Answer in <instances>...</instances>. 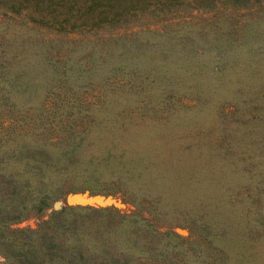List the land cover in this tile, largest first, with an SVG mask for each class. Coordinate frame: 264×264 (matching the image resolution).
Masks as SVG:
<instances>
[{"label":"rangeland","instance_id":"1","mask_svg":"<svg viewBox=\"0 0 264 264\" xmlns=\"http://www.w3.org/2000/svg\"><path fill=\"white\" fill-rule=\"evenodd\" d=\"M24 162L49 203L11 226L115 208L78 210L76 264H264V0H0L1 170Z\"/></svg>","mask_w":264,"mask_h":264},{"label":"trees","instance_id":"2","mask_svg":"<svg viewBox=\"0 0 264 264\" xmlns=\"http://www.w3.org/2000/svg\"><path fill=\"white\" fill-rule=\"evenodd\" d=\"M24 163L23 167L13 171L9 168L1 170L5 166H0V251L9 264H76L75 258L83 257L84 238L81 233L85 223V213L78 210L92 207L68 206L52 211L35 228L11 226L25 214V208L31 207L38 212L49 203L46 189L43 187L37 188V193L29 199L21 193L30 184V180L34 183L38 178L37 173L41 167L37 162L28 165ZM92 209L107 210L105 212L110 213L107 220L115 215L113 207ZM126 215L117 214L119 219H112L110 222H117ZM64 234L68 240L62 238ZM52 243H55L58 249H54Z\"/></svg>","mask_w":264,"mask_h":264}]
</instances>
